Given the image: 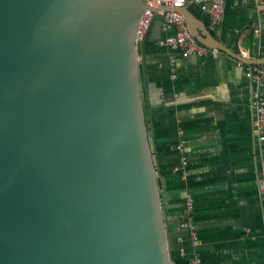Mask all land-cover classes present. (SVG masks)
<instances>
[{
  "label": "water",
  "instance_id": "1",
  "mask_svg": "<svg viewBox=\"0 0 264 264\" xmlns=\"http://www.w3.org/2000/svg\"><path fill=\"white\" fill-rule=\"evenodd\" d=\"M146 8L0 0V264H174L139 73Z\"/></svg>",
  "mask_w": 264,
  "mask_h": 264
},
{
  "label": "crops",
  "instance_id": "2",
  "mask_svg": "<svg viewBox=\"0 0 264 264\" xmlns=\"http://www.w3.org/2000/svg\"><path fill=\"white\" fill-rule=\"evenodd\" d=\"M188 8L221 45L244 58L221 49L183 57L161 44L173 35L163 28L161 15L139 45L170 256L174 264H188L195 252L204 264H264V195L259 189L264 143L254 127V84L239 65L264 63V0H227L213 31L199 6ZM188 193L195 202L197 249L182 225Z\"/></svg>",
  "mask_w": 264,
  "mask_h": 264
},
{
  "label": "built area",
  "instance_id": "3",
  "mask_svg": "<svg viewBox=\"0 0 264 264\" xmlns=\"http://www.w3.org/2000/svg\"><path fill=\"white\" fill-rule=\"evenodd\" d=\"M147 8L140 17L136 40L137 44L145 39L156 15L163 17V28L172 30L173 35L161 41L162 45H167L174 50L180 51L183 57L206 56L209 53H217L218 48H210L197 40L192 34L189 25L182 13L184 7L189 5L199 6L203 13L207 14L210 21V30H215L221 23L224 15L225 4L227 0H144ZM262 1V0H261ZM175 59H171L172 69L175 70ZM246 75L254 84L253 107L255 109L254 127L257 138L264 143V63L243 65ZM173 77H176L173 74ZM185 143L182 141L179 145L181 152L184 151ZM260 192L264 195V166L259 181ZM195 202L192 194L188 193L186 197V206L182 225L190 233L192 246L197 249L200 245V236L197 224L194 219ZM184 254V252H183ZM188 264H204L201 256L195 252L190 257Z\"/></svg>",
  "mask_w": 264,
  "mask_h": 264
}]
</instances>
